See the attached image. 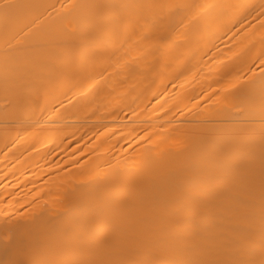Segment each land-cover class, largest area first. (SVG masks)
Segmentation results:
<instances>
[{
	"label": "bare ground",
	"instance_id": "bare-ground-1",
	"mask_svg": "<svg viewBox=\"0 0 264 264\" xmlns=\"http://www.w3.org/2000/svg\"><path fill=\"white\" fill-rule=\"evenodd\" d=\"M243 30L264 0H0V264H264Z\"/></svg>",
	"mask_w": 264,
	"mask_h": 264
},
{
	"label": "rangeland",
	"instance_id": "rangeland-1",
	"mask_svg": "<svg viewBox=\"0 0 264 264\" xmlns=\"http://www.w3.org/2000/svg\"><path fill=\"white\" fill-rule=\"evenodd\" d=\"M249 31H250V30H248V33H247L246 30H243V32H246V33L248 34V36H246V35H247L246 33H245V35H244V34L242 33V31H241V33H242L241 37L236 36V38L238 37L240 40H241V39L243 40V37H244L243 42H245V41H246V40H245L246 37H247V39H248V37L250 36L251 38H249V40L252 41V42L250 43L249 40H248V44H247V45H250V44L253 43V44H252L253 46H248V47H247L246 42L243 44V42H241L240 40H236V42H240V43H238V45L236 46V42L233 41V40L235 39V36H234V39H233V36H232V38L229 37V38L232 39V42H235V43L232 44V43H231V39H230V41H229V38H228V39L225 38V39L227 40V43H228L229 45L226 44V43H225L224 45H223V44H221V45H223L224 47H225V45H226V46L228 45L227 49H228V51L231 50L230 52H231L232 55L235 53L234 51H236V54L240 55L241 53H237V51L239 50V52H240V51L243 50L242 52L247 53L246 55L249 54V55H248V56H249V57H248L249 61H250V62H253L252 60H253L255 57H252L251 54L254 55V56H256V53H257V49H258V48H259V50H260V51H258V53L262 52V51H263L262 49H264V47L260 45L261 42L263 41V40H261V37L264 38V30H261L260 32H258V33H260V34H259L260 37H259L258 34H257V30H256V31L254 30L253 32H252V31L249 32ZM258 31H259V30H258ZM239 32H240V31H239ZM262 32H263V33H262ZM249 33H250V34H249ZM251 33H252V34H255L256 36H255V35L252 36ZM245 36H246V37H245ZM254 36H255V37H254ZM252 38H253L254 40H256V38H257V40L254 42V40H253ZM259 38H260V39H259ZM251 39H252V40H251ZM223 40H224V39H223ZM223 40H222V41H223ZM198 41H199V40H198ZM260 41H261V42H260ZM225 42H226V41H225ZM259 42H260V43H259ZM263 42H264V41H263ZM239 44H240V45H243V47H244L245 49H243L242 46H241L242 49H240L241 47L239 46ZM262 44H264V43H262ZM221 45H220V46H221ZM223 46H221V47H223ZM229 46H232V49L229 48ZM235 46L237 47V50H235V49H236ZM245 46H246V47H245ZM258 46H259V47H258ZM261 47H262V48H261ZM225 48H226V47H225ZM233 48H235L234 51H233ZM246 48H247V49H246ZM248 48L250 49V50L248 51L249 53L246 52V50H248ZM255 49H256V50H255ZM261 50H262V51H261ZM230 52H228V53H230ZM258 53H257V54H258ZM262 53H263V52H262ZM234 55H235V54H234ZM259 55H260L261 57L264 56V55H261V54H259ZM259 55H258V56H259ZM258 56H256V57L259 58L260 56H259V57H258ZM235 57H236V56H235ZM251 57H252V60H250ZM262 58H263V57H262ZM236 62H237V61H236ZM238 62H239V61H238ZM238 62H237V65H238V66H240V65L242 66V64H240V63H238ZM235 64H236V63H235ZM239 64H240V65H239ZM245 64H246V63H245ZM247 65H249V64L247 63ZM251 65H252V64H251ZM260 66H261V65H260ZM262 66H263V65H262ZM262 66H261V67H262ZM243 67H245V66H243ZM259 68H260V67H259ZM259 68H258V69H259ZM263 68H264V67H263ZM263 68H261V70H262ZM255 69H256V68H255ZM258 69H257V71H258ZM261 70L259 69V73L261 72ZM238 72H239V73H238ZM255 72H256V71H255ZM240 73H242V72H241V71H237V72H236V75L238 76V74H240ZM257 74H258V73H257ZM242 75L245 76L246 74L243 73ZM242 75H241V77H243ZM247 75H248V74H247ZM258 75H259V74H258ZM261 75H263V74L261 73ZM237 76H236V78H237V80H238V79H239V78H238L239 76H238V77H237ZM241 77H240V79H239L238 81L235 79V80L233 81L232 85H233V84H235V85L237 84V85L239 86L240 83H238V82L241 80ZM240 82H241V81H240ZM228 85H229V84H228ZM230 85H231V84H230ZM232 85H231V86H232ZM235 85H233V86H235ZM238 86H237V88H236L237 90L241 87V85H240L239 88H238ZM243 86H246V84L243 85ZM229 88H233V89H235L234 87H228V89H229ZM243 88L245 89V87H243ZM236 89H235V90H236ZM246 90H247V88H246ZM227 98H230V99H231V97H229V96H227ZM224 99H225V103H226V100H227L226 97H225ZM6 100H7V99H6ZM6 100H5V101H2V102H6ZM227 102H229V101L227 100ZM229 103H230V102H229ZM229 103H228L229 106L232 105V103H233V104H236V103L233 102V101H231V104H229ZM224 106H227V105H224ZM245 109H246V108H245ZM236 111H237V110H236ZM243 111H244V110H242L241 112H240V111H238V112H240V114H243V113L245 112V111H244V112H243ZM247 111H248V108H247L246 112H247ZM246 112H245V114H246ZM248 112H249V111H248ZM263 126H264V125H263ZM263 126H262V127H263ZM261 129H262V128H261ZM261 131H264V129L261 130Z\"/></svg>",
	"mask_w": 264,
	"mask_h": 264
}]
</instances>
